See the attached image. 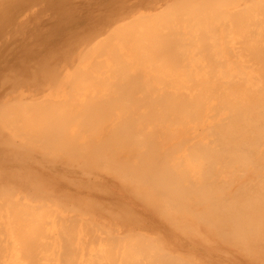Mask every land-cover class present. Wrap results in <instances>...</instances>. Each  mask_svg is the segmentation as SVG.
Listing matches in <instances>:
<instances>
[{"label":"bare ground","instance_id":"bare-ground-1","mask_svg":"<svg viewBox=\"0 0 264 264\" xmlns=\"http://www.w3.org/2000/svg\"><path fill=\"white\" fill-rule=\"evenodd\" d=\"M34 1L0 0V3L15 8L7 15L10 22L26 11L18 27H30L32 31V9L27 8L36 3ZM102 1L107 0L56 1L61 18L70 20V26L79 27L76 22L79 15L83 23L72 37V34L65 36L62 48L52 54L55 67L47 73L36 64L41 59L32 61L31 70L19 67L20 61L15 59L14 64L17 63L16 67L21 70L14 73L27 77L30 87L36 91H42L49 81L54 82V90L59 86L65 91L69 71L73 72L72 83L88 84L89 89L69 105L56 98L42 101L47 98L33 95L32 88L28 100L22 98L16 93V86L24 84L21 79H17L15 85H6L0 93V195L23 193L38 205L50 200L79 215L92 213L96 215L94 220L100 218L108 227L114 224L117 227L113 228L115 235L112 238L101 236L99 242L103 243L104 238L108 242V237L112 243H119L117 246H121L120 241L125 237L137 241L131 244V249L126 250L128 246L125 245L126 253L123 248L122 264H239L245 261L254 264L255 260L264 263V75H260L255 84L247 77L230 82L231 78L223 75L222 68L214 69L219 62L214 60L218 52L209 53L207 35L199 29L197 38H200L202 56L210 60L206 62L207 58H201L205 59L207 71L211 73L205 70L208 77L194 81L191 54L185 49L194 46L192 11L180 13V17L191 15L182 20L185 22L183 28H188L180 32L179 19L165 18L168 14L161 12L172 0H122L119 10L106 12L104 9L105 23L100 27L97 21L101 9L90 10ZM188 1L194 0H178L176 4L182 10L191 3ZM42 2L52 5L53 0ZM142 7L146 12L136 14L139 19L119 26V23L126 24L124 19L135 8ZM108 8L111 9V4ZM158 12H161L156 16L160 21L158 26H142ZM24 22L28 23L23 25ZM222 29L225 28L222 26ZM112 34L123 40L121 46L106 41L105 37ZM223 45L216 40L213 48L223 49ZM253 49L251 54L260 59L258 52H254L257 48ZM106 58L113 63L111 69H107L110 72L95 74ZM75 62L83 65L74 68ZM200 77L203 79V74ZM33 98L36 103H32ZM182 117L181 129H171ZM20 124H23L24 135L19 132ZM123 190L132 194L130 197L141 203L142 208L136 210L125 203L129 197H122ZM27 206L32 208L31 204ZM62 220H66L64 227L70 231L78 222L73 216L62 217ZM19 229L15 230L19 231L15 237L10 232L14 243L19 240L16 246L21 252L13 246L19 253L17 260L9 264H34L32 254L37 253L33 251L37 248L33 244L40 236L34 237L39 231H33L36 233L33 237V229L25 232ZM84 229L80 231L85 233ZM198 229L211 237L204 239L203 235L194 234ZM69 230H65L66 236L72 235ZM32 238L34 241L29 243ZM68 240L69 237L62 243L68 244L64 246L68 258L60 254L58 257L72 264L75 260L71 258L75 255L71 245L73 239ZM163 241L160 250L170 262L156 260L150 254L149 249L157 248ZM107 245H110L109 252L113 254L109 256L115 264V246ZM108 246H105L107 250ZM62 250H59L61 254H65ZM102 252L104 254V250ZM102 252L92 254L111 261L109 252L106 251L108 257ZM101 256H97L98 259L101 260ZM52 257L55 259L56 254ZM44 258L41 260L51 262L49 257ZM82 260L87 262L89 258ZM99 263L107 264L102 260Z\"/></svg>","mask_w":264,"mask_h":264},{"label":"rangeland","instance_id":"rangeland-1","mask_svg":"<svg viewBox=\"0 0 264 264\" xmlns=\"http://www.w3.org/2000/svg\"><path fill=\"white\" fill-rule=\"evenodd\" d=\"M42 1L43 0H35L34 2H36V3H32V5H30L27 8L29 10L32 9V31L29 29L30 27H24V28L18 27L19 20L24 16L26 11H24V13H22L21 15H18V17L16 16V18L14 19L13 22H10L7 19V15L9 14V11H11L10 9H15V8H13L12 6H8V3H5V5L2 4L3 6H1V3H0V18H1L0 19V93L2 94L3 91L7 88L6 85H8V84H11V86L15 85L17 83L16 80L21 79L24 84H22V86L21 85L16 86V90H17L16 93L20 94V96H22V98H24L26 100H28L27 99L29 96L28 93L30 92V89L32 88V94L33 95H37L38 97L44 96L47 98L46 100H43L44 98H42V101H47V100L49 101V99L54 100L56 98L57 100H60V99L64 100L66 104H69V102H71V101L77 102L78 99L81 98L82 95L88 91L89 85L85 84V83H83V84L81 83V85H79V83L78 84L76 83L77 84L76 85L75 82L72 83V80H70V78H72L71 74H73L72 71L67 72L68 75H67L66 80L68 82H67L65 89H64L65 91L67 90L69 93L67 91H66V93H64L65 91H63L62 87H59V86L56 88L57 90L56 89L54 90V88H53L54 82L50 83V81H49V83L47 82L46 84L43 85L45 87H43L42 91H36L32 86L30 87L31 81H29V79L27 77H24L22 75H18L16 73H14L15 71L21 70V69H18L16 67L17 63L14 64L15 59H16V61L19 59L20 63L17 64L19 67H22L24 69L28 68V70L32 69V66L34 64V62H32V61H38L41 59V61L39 63H36V64H38V67L43 72L47 73L48 71H50L52 68L55 67L52 54L55 53V51H57V49L62 48V45L65 42V39H64L65 36H68V35L70 36L72 34L70 36V37H72L74 35V33H76L77 31H79L81 29V26L83 23V17H81L79 15V17L76 18V22H77L79 27H75V24H71L72 26H70L68 24L69 23L68 21H70V20H68L67 18L65 19L64 17L61 18V13H60L59 7H57L55 5L57 0H53L52 5H50V4L44 5V3ZM126 1L131 2V0H126ZM177 1L178 0H172V2L169 5H167L166 7H164L161 12L163 14H166V13L168 14L165 18H178L179 19V21L181 23L179 25L178 31H180V32L186 31V29L188 28V27L186 29L183 28V26H185V24H184L185 22H182V20L183 19L184 20L189 19L191 15H194V20H192V22H191L192 23L191 28H193L194 46L190 45L188 48H185L191 54L189 56V59H192L191 62H192V67L194 69V79H195L194 81L205 80L209 75L206 73V71L208 69L206 67L205 59L203 60L201 58V56H202L201 48L202 47L200 48L201 43L200 44L198 43V40L200 38H197V35H199L198 32H200V30H201V33L204 31L203 33H205L207 35V37L205 36L206 37L205 41H207L209 43V44L207 43L208 44L207 49H209V53H211L213 50H216V53L218 52L216 54V56H214V58H215L214 60H217L219 62H217V65H215L216 67L213 66L214 69L218 70L219 67L222 68L221 72H223V75L228 76L229 80L231 78L230 82H233L236 80L240 81V80L247 77L250 79L251 82H253L255 84L256 79L261 77L260 75H262V76L264 75L263 74L264 69H262V68H264V62H263V60H264V57H263L264 54L263 53L264 52H260V51L264 50V0H194L193 2L188 1L191 3L185 9H182V10L179 6H177V4H176ZM76 3H78V2H76ZM109 4H111V9L108 8ZM118 5H120V6L122 5V0H107L106 2L102 1L101 4L95 5L96 9L91 8V10H90L91 12L94 10H97L98 8L101 9L100 16H98L100 20L97 21L98 26L101 27L105 23V21H104L105 17H104V15H102V13H104V11H105L104 9L106 8V12H111V10H112V12L114 10L117 11V10H119ZM113 7H116V8L114 9ZM256 8H257V11H256ZM182 11H192V14L191 15H184V16L180 17V13H183ZM143 12L144 13L146 12L143 7L142 8H135V11L130 13V15L124 19L125 20L124 23H126V24L124 25V24L119 23V26L129 25L130 23H132V21L139 19L138 15H136V14H139V13L143 14ZM161 12H158L157 14L150 16L147 20L148 23L144 24L142 26H145L148 24L153 25V26H158L160 21L157 20L159 17H156V16ZM235 14H236V16H238V14H239L240 16H238V17H240V18L237 19L238 17L235 18L236 16H234V17L232 16L230 18L231 15H235ZM200 19H201V21H200ZM179 21H176V23L178 22V24H179ZM135 22H137V21H135ZM135 22H133V23H135ZM257 22H259V24H257ZM26 23H28V22H24L23 25H25ZM231 23H232V25H231ZM186 24H187V22H186ZM226 25H227V27H226ZM142 26H140V27H142ZM222 26L225 28L224 29L225 31L222 29ZM235 26H237V27H235ZM217 31H218V33H217ZM243 32H245V33H243ZM254 33H256V34H254ZM217 34H218V36H217ZM260 34H261V37H260ZM113 35L114 34H112L110 37H109V35H107L105 37V38H108V39H106V41L111 40V43L113 44V46H116V47L121 46L123 40L120 37H118L117 35L116 36H113ZM229 37H231V38H229ZM216 40H217V44L218 43H220L221 45L224 44L223 45L224 50L219 49L216 46H214L215 48H213V45H215ZM232 40H235V41L233 42ZM255 41H257V42H255ZM55 42H56V44H55ZM225 42H226V44H225ZM246 42H247V45H246ZM240 45H242V47ZM253 45H255V46H253ZM225 46H227V47H225ZM249 46H250V48H249ZM225 48L227 51L225 50ZM197 49H200V50L198 51ZM210 49H211V51H210ZM252 49L253 50L256 49L254 52H256V53L258 52L260 59L258 57L255 58L251 54ZM225 51L228 54H230V56ZM229 51H230V53H229ZM196 52H197V54H196ZM194 53H195V55H193ZM197 56H198V58H197ZM205 56H202V57L207 58L206 62H208V60H210V59H208L209 57H205ZM200 58H201V60H200ZM193 60L195 61V63ZM219 63L223 64V65L218 66ZM31 64H32V66H31ZM75 64L76 65L74 66V68H80L83 65L82 63H78V62H75ZM78 64L79 65L81 64V65L78 66ZM112 64L113 63L110 62L108 58H106L105 63L103 65H101L102 67L98 66L99 67L97 69L98 73H95V74H99L100 72H102L104 74L109 73L110 71L107 69H111ZM198 64H199V66H198ZM203 64H205V65H203ZM207 64H209V66L211 65L210 62ZM215 64H216V62H215ZM248 65H249V67H248ZM60 66L61 65L59 64V67ZM199 68H201V69L199 71H197V69H199ZM190 69H191V66H190ZM254 69H257V71H258V69H262V71L260 70L261 72L258 71L261 74H259ZM237 70H238V72H237ZM196 71H197V74H196ZM207 72L211 73V71H207ZM239 72H241V73L239 74ZM198 73H199V75H198ZM201 74H203V79H201L202 76L199 78V76ZM62 75H63V73H62ZM232 75H233V77H231ZM210 76H211V74H210ZM240 77H243V78H240ZM59 83H62V82H59ZM68 84H70L69 87L67 86ZM211 89H213V88H211ZM57 95L60 97H56ZM68 95H70V97H67ZM48 96H50V97H48ZM38 97H36V99H38ZM67 98H70L69 101L67 100ZM26 100L24 102L29 103V101H26ZM66 100H67V102H66ZM212 100H213L212 98L209 100V104ZM32 103H36L35 98L32 99ZM69 105H71V103ZM180 121H181V123L183 122L182 124L184 125V120L182 117L179 120V123L176 122L171 126V129L176 128V127H178V130L181 129V127L183 125L180 123ZM28 123H29V121H28ZM18 127L20 129L19 132L22 133L24 131L22 129L23 124H20V126L18 125ZM179 154H182V151H180ZM33 163L34 162H32V165H33ZM121 195H122V197H125V196L129 197V199L127 201H124V202L131 205L132 208H135L136 210L142 208V206H141L142 204L138 203L134 198L130 197L132 194H130L129 192L123 190ZM28 199L29 198L26 197L25 194H23V193H21L18 196L13 195V194L0 195V204L2 202H4L3 204L0 205V226H1L0 228L3 230V231L2 230L1 231L4 232L3 234L0 232V234H2V236L0 235V240H1V242H0V264H6V263L9 264L10 262L17 260L15 258L18 257L17 253H19V252H17L14 248L16 247L17 250L18 249L20 250V248H18V246H19L18 241L19 240L18 241L16 240V243L18 245V246H16V243H14V240L12 241L13 235H11V234L13 233L14 237L16 235L15 233H17V235H19L18 234L19 231H15L16 229L18 230V228H20L19 229L20 231H22L21 229H23L24 232L26 230H29V229L32 230L33 229L32 230V236L36 235V233H38V231H39V233L35 237L34 236L33 237L35 239L39 236L42 238H40V237H39V239L37 238L36 239L37 241H34V239L32 238V240L28 241L29 243L31 241H34V242H36V244H40L39 245L40 247H38V246L36 247V244H33V245H35L34 248H37V250L34 248H33L34 250L32 249L33 251H37V253L32 251L34 253V255L32 254V256H33L32 259L36 261L38 258H40V259H38L39 262L36 261L38 264H40V263L41 264H47V263L58 264L60 260H62L60 264H64L65 258L61 259V257L66 255L67 247H64V246H66L68 244L65 243V245H64L62 243L66 242V239H68V237H69V240H68L69 242H71L70 240L73 239V241L71 243V245L73 246V249H74L73 254L76 255L78 251L80 252V254L78 252V257L77 256L75 257V255H73L74 256L73 257L71 255V258L73 260L75 258V260L71 261V263L77 262V264H85V262H86L85 260H84V262H82L83 261L82 259H85V257L87 258V260L89 258V260L86 262V264L87 263L90 264L89 262H91V264H94L96 261L101 262V260H102V262H105V263L107 262V264H113L112 263L113 260H111L112 257H110V256H112L111 254H113V253H110L111 252L110 247H109L110 245L108 246L107 244H112L115 246V247L111 246V247H114V250H113V248H111L114 251V257L115 256L118 257V259H116L117 257H115V262L117 261L115 264H120V263H118V261L121 262V264H122L123 263L122 261L124 260L122 254L125 257V254L122 251L123 248H124V251L126 253V250L131 249V247L137 242L134 239H130L131 237H125V239L120 241L121 246H117V245H119V243L114 244V243H112V241H113L112 239H111V241L109 240L110 239L109 237L112 238L115 235V230L113 228H117V227H114V224H112L111 227H108L109 225L102 222L100 218H98L97 220H94L96 215H93L92 213H89L86 215H79L76 212L69 211L67 208H65L62 205L50 202V200H48L49 202L46 200L43 203H39L40 205H38L33 200H30V199L28 200ZM6 202H7V204H6ZM34 203H36V204H34ZM27 204H31L32 208L27 206ZM34 205H35V207H34ZM36 206H37V208H36ZM14 212H16V213H14ZM68 215L73 216L78 221L77 224L75 223L76 224L75 227H73V228L71 227L72 233L69 230V228L66 227L69 230L68 232L70 234H72L71 236H69V234H68V236H66L67 231H65V230H67V229L64 227V226H67L65 223L66 220H62V217L64 219H67L69 217ZM54 216H56V217L53 218ZM59 217H61V218H59ZM117 217L120 218L121 216L117 215ZM79 219H80L81 223H80ZM83 221H84V223H82ZM43 222H44V224H43ZM91 222H93L94 225ZM114 222H115V220H114ZM20 223H22L23 225H19ZM24 224H26V226H24ZM82 224H84L85 227ZM87 224H88V228H87ZM90 224H92V226ZM13 226H14V228H13ZM28 226H29V228H27ZM155 227H157V224ZM80 228L84 229L83 231L85 233L81 232ZM86 229H88V230L86 231ZM99 229L102 232H100ZM91 230H93V231H91ZM33 231H35V232L37 231V232L35 233ZM103 231L105 233H103ZM86 232H88L90 235L93 234L92 237L91 236L89 237V234ZM82 233H83V235H82ZM204 233H206V232H202L199 229L197 231H194V234L203 235L204 239H207L208 236L211 237V234H204ZM87 234H88V236H86ZM97 235L99 237H97ZM101 236H104L105 238H107V236H109L107 240L110 243H108L105 240V238H104V240L107 242V244L105 243L104 240H103V243H102V241L99 242V240H101L103 238ZM16 237H18V236H16ZM43 237H44V239H43ZM46 237H47V239H45ZM61 237H63V238L60 239ZM64 237L66 238L65 240H64ZM70 237L72 239H70ZM93 237H95L94 238L95 241H94V239H92ZM49 238H50V240H49ZM53 238H54V240H53ZM13 239H16V238H13ZM88 239H92V240H88ZM86 241L87 242L89 241V244L86 243ZM56 243H57V246H56ZM163 243H164V241L162 243H160L161 245L158 244L157 248H159V249H157V248L149 249L151 251L150 254L154 258H156V260L162 259L164 261L170 262L163 256V252L160 250V246H162ZM46 244L47 245L49 244L50 246L49 245L47 246ZM51 244H52V246H51ZM84 244L85 245L87 244L86 245L87 247ZM131 244H133V245H131ZM125 245L128 247H126ZM7 246H8V249H7ZM13 246H15V247L13 248ZM105 246H108L109 249L107 250L106 249L107 247L105 248ZM62 247L64 248V250H62L63 249ZM85 247H86V251L83 249ZM118 247H120L119 248L120 253H118L119 252ZM121 247H122V249H121ZM125 247H126V250H125ZM45 248L47 249V251L45 250ZM55 248H57V249H55ZM65 248H66V250H65ZM105 249H106L107 253L110 250V252L108 253V256L110 255L109 260H111V261H109V262H111V263L108 262V260H107L108 258L105 259L106 261H104V259H102L103 256L92 254L94 252H97V254H99L104 250V254H103V252H102V254L106 255ZM59 250H62V253H65V254H61V251H59ZM83 250L88 254H85V252H82ZM95 250H97V251H95ZM52 251L55 253H53ZM20 252H21V250H20ZM35 254H38V255H35ZM55 254H56V257L54 259V257H52V256H55ZM58 254H60L61 257L60 256L58 257ZM181 254H183V251H181ZM47 255L50 258L49 261L51 260V262H47V260H48V259H46V258H48ZM83 255L85 257H83ZM89 255L92 257L90 258ZM93 255H96V257ZM43 256L46 258H44ZM97 256H101V260L98 259L100 257H97ZM108 256L106 255L105 257H108ZM11 257H13V258H11ZM121 257H122V259H121ZM134 257L136 258V256H134ZM147 257H149V256H147ZM9 258H10V261H9ZM42 258L46 259V260H44L45 262L41 260ZM66 258H68L67 255H66ZM144 258H146V257H144ZM147 259H149V258H147ZM147 259H145V260H147ZM204 259H205V257L203 258V260ZM93 260H95V262ZM35 261H34V264H35ZM66 261H67V259H66ZM99 262H98V264H101ZM65 264H67V263H65Z\"/></svg>","mask_w":264,"mask_h":264},{"label":"crops","instance_id":"crops-1","mask_svg":"<svg viewBox=\"0 0 264 264\" xmlns=\"http://www.w3.org/2000/svg\"><path fill=\"white\" fill-rule=\"evenodd\" d=\"M239 264H252V263H250V262L248 263V262L245 261V262H243V263L240 262ZM254 264H264V263H259L258 260H255Z\"/></svg>","mask_w":264,"mask_h":264}]
</instances>
